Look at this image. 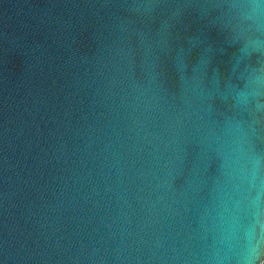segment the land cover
I'll return each instance as SVG.
<instances>
[{
	"label": "water",
	"instance_id": "95a60500",
	"mask_svg": "<svg viewBox=\"0 0 264 264\" xmlns=\"http://www.w3.org/2000/svg\"><path fill=\"white\" fill-rule=\"evenodd\" d=\"M0 264H264V0H0Z\"/></svg>",
	"mask_w": 264,
	"mask_h": 264
}]
</instances>
